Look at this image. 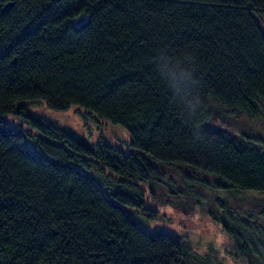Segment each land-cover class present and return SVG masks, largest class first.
I'll use <instances>...</instances> for the list:
<instances>
[{"label": "trees", "instance_id": "obj_1", "mask_svg": "<svg viewBox=\"0 0 264 264\" xmlns=\"http://www.w3.org/2000/svg\"><path fill=\"white\" fill-rule=\"evenodd\" d=\"M263 19L264 0H0V264H183L181 235L148 232L128 210L159 217L135 192L155 184L157 164L264 193V156L217 124L225 107L257 116ZM162 60L192 72L194 114L158 76ZM35 101L119 125L132 150L30 114L36 139L11 126ZM99 169L124 190L107 194ZM221 211L236 253L264 264V246L241 234L253 230Z\"/></svg>", "mask_w": 264, "mask_h": 264}, {"label": "rangeland", "instance_id": "obj_2", "mask_svg": "<svg viewBox=\"0 0 264 264\" xmlns=\"http://www.w3.org/2000/svg\"><path fill=\"white\" fill-rule=\"evenodd\" d=\"M84 19L87 17L78 20L77 24L83 23ZM26 107L29 109L27 116L14 112L7 119L11 126L30 133L35 139L39 130L29 114L45 118L92 145L108 143L126 152L132 150L126 130L74 106L67 111H55L43 101H35L26 103ZM217 120V124L231 136L264 156V100L258 102L254 118L225 107L221 108ZM157 167L159 174L155 184L137 182L135 192L143 205L157 208L159 217L147 219L141 211L128 209L140 225L151 233L181 235L189 252L183 264H249L236 253L235 239L223 229L217 218L227 206L236 220L246 223L254 231L241 233L242 236L264 246V193L235 191L220 178L185 165L157 164ZM99 170L91 171L90 175L107 194L109 189L124 190V184L119 181L123 179L121 176L107 171L108 174L100 178L98 173L103 171ZM128 194L132 195L130 191Z\"/></svg>", "mask_w": 264, "mask_h": 264}, {"label": "clouds", "instance_id": "obj_3", "mask_svg": "<svg viewBox=\"0 0 264 264\" xmlns=\"http://www.w3.org/2000/svg\"><path fill=\"white\" fill-rule=\"evenodd\" d=\"M155 70L162 82L173 92L174 96L180 97L186 103L187 107L192 108L194 114L196 108L192 104V101L188 99L190 85L194 83L192 72L183 67L179 61L172 62L171 60L158 62ZM197 103H199L198 99Z\"/></svg>", "mask_w": 264, "mask_h": 264}, {"label": "water", "instance_id": "obj_4", "mask_svg": "<svg viewBox=\"0 0 264 264\" xmlns=\"http://www.w3.org/2000/svg\"><path fill=\"white\" fill-rule=\"evenodd\" d=\"M88 18H89V17H87V19H88ZM87 19H86V20H87ZM134 222L136 223V221H134Z\"/></svg>", "mask_w": 264, "mask_h": 264}]
</instances>
